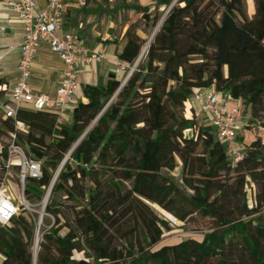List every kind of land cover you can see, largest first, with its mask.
Segmentation results:
<instances>
[{
	"label": "trees",
	"instance_id": "16d2710c",
	"mask_svg": "<svg viewBox=\"0 0 264 264\" xmlns=\"http://www.w3.org/2000/svg\"><path fill=\"white\" fill-rule=\"evenodd\" d=\"M172 1H157L152 15L149 6L131 8L155 28ZM119 37V58L136 69L124 84L109 73L106 82L83 85L68 121L21 107L5 117L0 89V136L10 143L14 132L42 161V176L26 179L29 205L52 187L43 216L50 226H40L36 248L39 216L24 205L0 226V264H264V146L245 143V158L234 164L192 100L195 89L214 88L264 126V0H178L143 54L148 42L136 28ZM9 143L0 142V185ZM178 159L179 181L170 174ZM153 200L182 222L200 214L213 226L201 238L163 242L172 227Z\"/></svg>",
	"mask_w": 264,
	"mask_h": 264
},
{
	"label": "built area",
	"instance_id": "2783aa9c",
	"mask_svg": "<svg viewBox=\"0 0 264 264\" xmlns=\"http://www.w3.org/2000/svg\"><path fill=\"white\" fill-rule=\"evenodd\" d=\"M69 0H0L4 6L11 9L23 22L24 36L19 45L20 59L18 77L1 102L5 117H15L23 103L32 104L33 109H50L59 114V120L64 121L65 114L77 104L80 83L78 70L81 66L94 62L102 63L108 59L104 48L92 50L84 45L77 32H63L65 13ZM77 7H86L87 0H72ZM4 30V28H2ZM46 41L52 52L63 62L62 79L55 95L35 92L31 86L33 63L37 57L40 44ZM1 63V62H0ZM114 73H132L137 62L131 65L123 60L116 61ZM192 100L196 104L200 116L206 119L208 125L214 127L217 137L228 151L230 160L237 164L245 158L238 133L245 128L253 131L256 139L264 146V126L260 121H250L245 114L241 101L231 95L214 88H197ZM20 125V124H19ZM10 143L7 147V171L13 166L18 167V179L21 183L20 202L9 193L5 186L7 175L0 185V226H6L19 212L20 205L31 209L27 202L24 189L28 177L40 178L43 174L42 161L31 157L26 150L15 142L16 134L10 132ZM248 202L252 207L255 203V187H247ZM44 206V201H43ZM42 213V212H41ZM41 220L38 221L40 225ZM1 257V255H0Z\"/></svg>",
	"mask_w": 264,
	"mask_h": 264
},
{
	"label": "rangeland",
	"instance_id": "374dc122",
	"mask_svg": "<svg viewBox=\"0 0 264 264\" xmlns=\"http://www.w3.org/2000/svg\"><path fill=\"white\" fill-rule=\"evenodd\" d=\"M157 1L160 0H109V2H106L104 0H89L86 8H84L82 12L77 14H70L67 19L66 25L68 29L78 30V25L81 22L83 23V25L80 29L82 30L80 34H82L83 39H94L102 43H104V39L118 40L119 35L123 33L126 27L132 26L136 28V30L147 39V42H149L156 27H150L148 21L144 19L143 14L137 12L131 7L134 4L149 6V13L152 15L154 13ZM177 1L178 0H173L171 2V5L169 6L162 5V7L160 8L161 19L158 22V25H160L162 19H164L171 6L174 5ZM247 13L250 17H252L254 14L253 12H251L249 4H247ZM144 49L145 47L143 48V50ZM117 75L124 81L126 76L128 75V72L126 71ZM4 99L6 98L4 97ZM185 114L187 116H191L189 102H187L186 104ZM3 115L4 114L0 111V123L2 120H4ZM199 122L207 125V122H203L201 116H199ZM252 133L253 131L248 132L247 130H243L238 133V138L242 147L245 146V143L251 142L254 138L256 139L254 133ZM0 142L4 145H7L9 143V136H0ZM170 174L179 181L181 176L180 159H178L177 168ZM6 175L8 178L5 181V186L8 188L9 193L15 197L17 202H20L21 183L18 179V169L10 168L9 171H6ZM150 204L158 211L161 216L169 221L170 226L172 227L170 231L165 233L163 242L173 243L187 237L201 238L202 234L209 231L213 226V220L209 217L195 214L194 216L189 218L188 221L182 222L172 213L162 209L155 200L151 201ZM30 207L31 209L29 210L31 212H34L35 214H38L39 216L43 210V202L32 205ZM45 215L46 214L44 213L43 216ZM46 217L48 218L47 222H54V219L50 215ZM40 226H45L43 225V218ZM46 226L49 227L50 224ZM64 232L65 229L62 230V233ZM80 255L81 254H78V256Z\"/></svg>",
	"mask_w": 264,
	"mask_h": 264
},
{
	"label": "crops",
	"instance_id": "0c3cea01",
	"mask_svg": "<svg viewBox=\"0 0 264 264\" xmlns=\"http://www.w3.org/2000/svg\"><path fill=\"white\" fill-rule=\"evenodd\" d=\"M39 1L43 2L44 0ZM84 8L86 7H77L72 0L67 1L66 10H68V16L72 13H80ZM66 24L63 25V32H77L81 36L84 45L92 50L104 48L108 56V59L102 63L94 62L79 68L78 80L81 86L77 98L79 101L83 99V85L106 82L109 73H114L117 66L116 61L121 60L119 54L124 47V41L120 37L116 41L112 40L104 43L94 39L85 40L82 34H80L82 32L80 29L83 23H79L78 30L68 29ZM23 27L22 20H20L11 9L0 3V79L4 81V83L0 85V89L6 90L5 98L18 77V63L20 59L18 47L24 36ZM2 28H4V30H2ZM123 33H121V35H123ZM63 66V62L60 60L59 56L51 51L46 41H43L39 46L37 57L33 63V77L30 81L33 90L38 93L55 95L62 79ZM227 95L228 94H224V96ZM189 103L191 107V102L189 101ZM21 108L32 109V104L23 103ZM71 111L72 110L65 114L64 121L70 119ZM202 120L206 122V119L202 118ZM244 130L252 132L249 128H245Z\"/></svg>",
	"mask_w": 264,
	"mask_h": 264
},
{
	"label": "water",
	"instance_id": "95a60500",
	"mask_svg": "<svg viewBox=\"0 0 264 264\" xmlns=\"http://www.w3.org/2000/svg\"><path fill=\"white\" fill-rule=\"evenodd\" d=\"M163 20H164V19H162L161 23L163 22ZM161 23H160V25H161ZM160 25L156 26V28H155V30H154V32H153V34H152L151 39L154 37V35H155V33H156V31H157V29L159 28ZM151 39H150V41H151ZM150 41L147 43V45H146L145 49L143 50L142 54H143V53L145 52V50L147 49V47H148ZM130 75H131V73L128 74V75L126 76L125 80L123 81V84L127 81V79L129 78ZM56 176H57V174H56ZM56 176H55V179H56ZM55 179H54V181H55ZM51 189H52V187L48 190V192H47V194H46V196H45V198H44V206H43V210H42V215H44V213H45V206H46V203H47V201H48V198H49V195H50ZM39 229H40V225L38 224L35 248L37 247V244H38V241H39Z\"/></svg>",
	"mask_w": 264,
	"mask_h": 264
},
{
	"label": "bare ground",
	"instance_id": "6f19581e",
	"mask_svg": "<svg viewBox=\"0 0 264 264\" xmlns=\"http://www.w3.org/2000/svg\"><path fill=\"white\" fill-rule=\"evenodd\" d=\"M42 218H43V215H42V213H40V215H39V220H41V222H42ZM41 224V223H40Z\"/></svg>",
	"mask_w": 264,
	"mask_h": 264
}]
</instances>
